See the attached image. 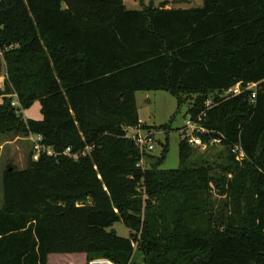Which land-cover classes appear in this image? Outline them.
I'll list each match as a JSON object with an SVG mask.
<instances>
[{"label":"trees","instance_id":"1","mask_svg":"<svg viewBox=\"0 0 264 264\" xmlns=\"http://www.w3.org/2000/svg\"><path fill=\"white\" fill-rule=\"evenodd\" d=\"M177 2L0 0V134H40L60 154L4 170L0 264H130L136 246L144 264H264V0ZM238 83L256 97H224ZM140 91L170 94L193 118L211 100L201 138L220 144L201 151L181 134L179 168H162L168 140L138 167L125 129L139 125ZM36 101L42 120L24 121ZM120 221L131 238L112 229Z\"/></svg>","mask_w":264,"mask_h":264},{"label":"rangeland","instance_id":"2","mask_svg":"<svg viewBox=\"0 0 264 264\" xmlns=\"http://www.w3.org/2000/svg\"><path fill=\"white\" fill-rule=\"evenodd\" d=\"M128 8L132 10L140 9V2L136 0V4H133L131 0H126ZM182 1V0H181ZM203 4V0H193L192 7H200ZM178 5V4H175ZM174 7V5H173ZM5 71V65L3 73ZM3 81L1 79V85ZM1 99V98H0ZM195 99V97H193ZM137 106L139 109V119L143 121L146 126L151 128V131L155 132L156 149L151 155L143 156V168H149L152 162L160 156L164 149L166 140L170 144L169 152L162 165L163 169H177L179 168V141L182 134V129L186 126L185 119L188 112V105L185 104L178 108L177 101L170 94L158 91L151 92L150 95L140 94L137 97ZM41 105L39 101L33 103L32 107L23 112V119L27 121L42 120L43 116L40 111ZM142 125H144L142 123ZM168 125L170 131L160 129L159 127ZM221 150V149H219ZM201 151H203L201 149ZM31 148L26 138H22L16 135H2L0 134V207L3 206V185L2 176L4 170L8 165L17 166L20 170L26 169ZM118 236L123 238H131L130 230L125 227L123 222H117L113 228ZM134 253V257L130 264H144L143 256L137 250ZM49 264H88L84 254H54L51 255Z\"/></svg>","mask_w":264,"mask_h":264},{"label":"built area","instance_id":"3","mask_svg":"<svg viewBox=\"0 0 264 264\" xmlns=\"http://www.w3.org/2000/svg\"><path fill=\"white\" fill-rule=\"evenodd\" d=\"M2 81L7 79L6 71L2 74ZM0 86L2 87L3 84ZM246 88L242 87L241 83H238L231 87L230 90H228L226 93H224V97L227 99L235 96H239L243 94L245 91L252 90V98L254 99L256 97V89L257 84H249L245 86ZM12 107H15L17 109L20 108V104L17 98L16 94H13L12 96ZM206 110L203 111L201 114L195 116L193 118L192 116L187 115L185 119V127L182 129V134L187 139L188 144H190L193 147H200L202 150L207 149L208 146H214L216 144H220L219 138H212L208 143H204L202 141L201 135L207 134L208 130L201 124L203 118L206 116L207 111L213 108V102L211 100H208L205 103ZM142 121H139V125L137 127H130L126 128V137L134 142V144L138 147L140 154H141V160L138 167H143V156L144 155H150L153 154V152L156 149V139H155V132L149 131L143 129L141 127ZM26 141L29 143V146L31 148L32 152V160L38 161L41 157V155H46L48 157L51 156H58L60 155L57 153L53 147L46 146L44 144V138L40 134H31L26 138ZM232 153L235 154L236 160L242 161V159L245 157L241 145H236ZM64 156L71 157L75 160H77L80 156H86V153H72L71 148L63 152ZM89 264H113L109 259H96L92 260Z\"/></svg>","mask_w":264,"mask_h":264},{"label":"crops","instance_id":"4","mask_svg":"<svg viewBox=\"0 0 264 264\" xmlns=\"http://www.w3.org/2000/svg\"><path fill=\"white\" fill-rule=\"evenodd\" d=\"M132 2H133V4H136V0H131ZM165 1H170V0H144V4L143 5H141V3H140V6L141 7H139L140 9H142L143 7H150V6H152V7H154V8H156V7H159L163 2H165ZM139 2H140V0H139ZM192 2H193V0H182L181 2H177V3H174V4H170L169 6H168V8H170V9H174V8H181V9H192V8H189V7H191L192 5ZM124 3H125V6H126V8L128 9V10H132V9H129L128 8V3H127V1L126 0H124ZM175 4H178V5H175ZM173 5H174V7H173ZM140 9H138V10H140ZM138 10H136L135 9V11H138ZM140 94H144V95H150L151 94V92H142V91H140L139 93H137V95H136V101H137V97L140 95ZM137 108H138V106H137ZM142 123L145 125V123L142 121ZM52 256L50 255V257H49V261H48V264H49V262H50V258H51ZM85 258H86V255H85Z\"/></svg>","mask_w":264,"mask_h":264}]
</instances>
